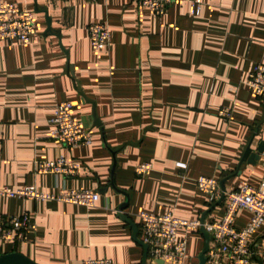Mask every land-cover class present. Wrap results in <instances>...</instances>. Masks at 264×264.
I'll return each instance as SVG.
<instances>
[{
  "label": "crops",
  "instance_id": "crops-1",
  "mask_svg": "<svg viewBox=\"0 0 264 264\" xmlns=\"http://www.w3.org/2000/svg\"><path fill=\"white\" fill-rule=\"evenodd\" d=\"M0 1L33 10L37 27L27 43L0 41V186L100 194L91 207L0 195L1 215L28 212L32 222L25 241L0 237V254L18 251L39 264H143L138 213L211 221L225 202L214 205L221 195L210 203L199 176L223 180L226 191L242 180L264 182V95L246 83L264 63V0H203L198 14L181 0L162 15L140 0ZM94 22L111 30L104 49L91 45ZM62 100L73 102L91 145L71 148L51 137ZM223 107L231 118L219 114ZM61 155L80 161L82 172H36L37 160ZM147 161L153 170L137 174ZM249 218L240 210L235 226ZM179 236L188 239L184 264H198L203 232ZM251 242L253 264H264V223Z\"/></svg>",
  "mask_w": 264,
  "mask_h": 264
},
{
  "label": "built area",
  "instance_id": "built-area-1",
  "mask_svg": "<svg viewBox=\"0 0 264 264\" xmlns=\"http://www.w3.org/2000/svg\"><path fill=\"white\" fill-rule=\"evenodd\" d=\"M181 0H140L153 14L162 15L167 7ZM191 13L198 14L203 0H190ZM91 45L95 50L104 49L111 44V30L106 22H94L89 25ZM37 33L35 12L22 7L17 2L0 1V41L3 39L29 42ZM255 95H264V63H257L246 80ZM74 104L68 100L57 103L51 119L53 127L51 137L67 147L91 145L93 138L82 120L74 113ZM230 107H223L219 114L231 118ZM152 162H142L135 167L139 175L153 170ZM83 169L80 161L64 155L56 159L36 161L37 173H55L64 176H78ZM201 192L214 203L222 195L220 179L201 175L197 178ZM0 195L31 200H54L66 203L94 206L100 198L98 191L89 188H60L56 192L38 189L35 185L18 188L0 186ZM225 212L219 219L211 221L178 217L172 212L157 214L148 211L138 213L142 221L143 241L148 245V263L184 264L187 257L188 239L180 237L179 232H194L205 227L210 234V247L206 253L207 264H253L254 249L252 235L264 223V182L252 185L246 180L238 183L235 189L225 193ZM250 212V218L244 228H237L235 221L240 210ZM32 226L30 214L5 217L0 214V237L9 241L27 240V232ZM83 264H113L110 258H87Z\"/></svg>",
  "mask_w": 264,
  "mask_h": 264
},
{
  "label": "water",
  "instance_id": "water-1",
  "mask_svg": "<svg viewBox=\"0 0 264 264\" xmlns=\"http://www.w3.org/2000/svg\"><path fill=\"white\" fill-rule=\"evenodd\" d=\"M251 148H248L246 151V154H248L249 152H251ZM258 150L259 151H264V143H260L258 146ZM245 154V157H246ZM259 155H251L249 161L250 162H255V159L258 158ZM221 185H224V181L222 180ZM223 193L221 198L219 199V201H217L214 205L219 204L221 201H223L225 199V193L226 190L225 188H223ZM202 221H205V218L202 217L201 219ZM204 236H205V245H204V249L201 251L200 255H199V262L198 264H207V251L210 247V234L209 232L205 229V227H201L200 229ZM145 249H146V255H145V259L143 264H147V257H148V245L145 243ZM158 264H164V261L161 259L157 260ZM0 264H39L38 262H36L35 260L31 259L30 257H28L27 255L18 252V251H11V252H7V253H1L0 254Z\"/></svg>",
  "mask_w": 264,
  "mask_h": 264
}]
</instances>
